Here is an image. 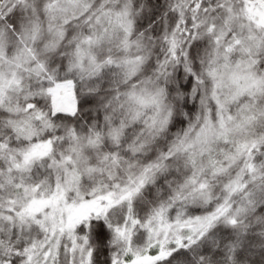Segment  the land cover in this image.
Segmentation results:
<instances>
[{"label":"snow or ice","instance_id":"obj_1","mask_svg":"<svg viewBox=\"0 0 264 264\" xmlns=\"http://www.w3.org/2000/svg\"><path fill=\"white\" fill-rule=\"evenodd\" d=\"M0 264H264V0H0Z\"/></svg>","mask_w":264,"mask_h":264}]
</instances>
